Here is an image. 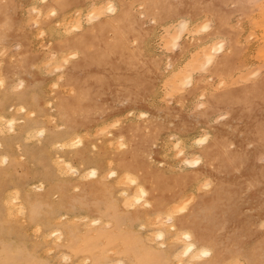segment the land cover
Wrapping results in <instances>:
<instances>
[{
	"label": "rangeland",
	"instance_id": "1",
	"mask_svg": "<svg viewBox=\"0 0 264 264\" xmlns=\"http://www.w3.org/2000/svg\"><path fill=\"white\" fill-rule=\"evenodd\" d=\"M49 1L0 0V110L17 119L14 126L0 120V264H192L187 248H180L185 242L171 232L169 218L202 196L214 212L222 203L243 202L234 213L242 212L244 219L232 227L240 229L248 219L260 233H245L241 244L230 245L222 235L215 236L228 260L232 251L246 256L264 237V150L255 153L256 141L250 136L257 125L264 129V0H70L75 7L70 13L108 2L92 7L89 16L95 21L87 16L90 10L85 12L83 19L90 24L83 20L81 31L74 32L79 18L66 27L73 37L88 33L84 46L93 44L87 47L94 57L90 74L80 68L76 86L69 85L70 75H76L71 62L80 66L83 56L76 49L80 59L63 57L55 70L61 42L52 40L65 39L67 29L60 20L64 13ZM3 5L16 10L7 13ZM124 7H131L130 16L138 22L134 34L114 22L118 35H97L95 26L115 20ZM149 9L165 12L156 18ZM100 11L104 15H98ZM175 17L181 19L167 30L165 25ZM10 36L4 44L1 37ZM114 36L117 45L110 43ZM214 37L220 38L215 49L202 48L190 62L196 47ZM226 62L233 69L220 71ZM113 63L119 68L110 74ZM10 65L22 73L13 76L12 88L4 73ZM123 72L131 78L126 84L141 91L140 100L113 90L95 92L90 84L91 78ZM19 75L27 82L26 91L17 93ZM250 85L262 91H249ZM233 89L236 104L239 96H246L239 108L227 102L212 108L218 96L225 92L227 97ZM61 98L74 123L62 116L57 103ZM246 119L252 127L243 124ZM28 124L33 133H21ZM74 131L75 137L62 146L46 145L53 134ZM217 131L226 142L220 147ZM60 154H66L75 169L64 165ZM94 164L99 171L91 176L88 170ZM114 164L121 166L117 175H111ZM141 179L153 188L147 196L137 190ZM218 183L223 186L219 202L207 198ZM90 186L92 197L84 199ZM14 207L27 211L21 214ZM208 233L216 232L211 228ZM66 250L72 253L70 259ZM225 264L246 262L233 259Z\"/></svg>",
	"mask_w": 264,
	"mask_h": 264
},
{
	"label": "bare ground",
	"instance_id": "2",
	"mask_svg": "<svg viewBox=\"0 0 264 264\" xmlns=\"http://www.w3.org/2000/svg\"><path fill=\"white\" fill-rule=\"evenodd\" d=\"M68 1H70V0H50L49 2V5H56L58 8H59V10L61 11L60 13H64V15L63 14H61V15H63V17L62 18H60V20L62 19L63 21H65V28L68 26V25H71L70 27H72L74 24H72V23H74V22H76V21H78L79 19H81V20H79L78 22H80L78 25H76L75 27H76V30H74V32L75 31H81L82 29L81 28H83L82 26L83 25H85L83 22L84 21H86V24L88 25V24H90V21L92 22V20L91 19H93V18H91L93 15H91V16H89V14L91 13V11H92V7H94V6H97L98 4H106V2L104 3V2H102V3H94L93 2V4L91 3L90 5V9H87V10H83V9H80V8H78V9H75L74 10V12L73 13H70L71 11H72V9L73 8H75L74 7V4H71V3H69ZM99 1V0H98ZM75 3V2H74ZM107 4H108V2H107ZM123 5V4H122ZM114 7H116V6H114ZM61 8V9H60ZM123 8V7H122ZM149 8V7H148ZM165 8H166V6H165ZM49 9V8H48ZM113 9H115V8H113ZM130 9H131V7H128V8H125L124 7V9H121L122 11L120 12L121 13V15L120 16H118L115 20L113 19L112 21H102V22H100V24L99 25H96L95 26V28H94V31L96 32V34L97 35H99V34H103V33H105V32H109L110 33V31L111 32H114V34L116 35H118V33L116 32V29L115 28H113V23L114 22H119L122 26H123V29H124V27H126L125 29L126 30H129V32H130V30L133 32V34H134V31H135V29H136V26L138 25V22L136 21V20H132V18H131V16H130ZM162 9V8H161ZM80 10H82L81 12H78V11H80ZM90 10V11H89ZM116 10V9H115ZM114 10V11H115ZM156 9H154V11H155ZM165 10V9H164ZM89 11V13H88V15L85 13V12H88ZM54 12V11H53ZM164 12L165 11H162V10H160L158 13H154L153 12V9H149L148 10V14L150 15V14H153L156 18L158 17V18H160L161 17V15H163L164 14ZM100 13H102V15H104V11H100L99 13H98V15H100ZM83 15H87L88 16V18H89V20L88 19H83ZM96 15V14H95ZM114 15V14H113ZM116 15V14H115ZM114 15V16H115ZM152 15V16H153ZM151 16V17H152ZM94 17V16H93ZM97 17V16H96ZM101 17V16H100ZM79 18V19H78ZM87 18V17H86ZM179 17H175L173 20H170L171 22L169 23V24H167V25H165V26H167V27H169L167 30H170V28H172V27H170V26H172V24H174V23H176V22H178L181 18H179ZM99 19V18H98ZM84 20V21H83ZM94 20V19H93ZM95 21V20H94ZM88 22V23H87ZM99 22V21H98ZM83 24V25H82ZM116 25H117V23H115ZM140 24V23H139ZM119 25V24H118ZM117 25V26H118ZM81 26V27H80ZM140 26V25H139ZM70 27H68V28H66L67 30L64 32L65 34H66V37H65V39H62V40H64L63 42H62V45L60 46V49H61V51L66 55H64V56H62V57H65V60H67V59H72V58H75V57H78L79 55L77 54L78 53V51H80L81 53H82V61L80 62V67L79 68H81L82 70H84L85 72H87L88 73V75L90 74L89 73V67H91V65H90V63H92V61H91V59L92 58H94L93 56H92V53H91V51L89 50V49H87V47H89V46H91V45H93L92 43L91 44H89V42H88V45H87V47L86 46H84V44L88 41V39H89V34L88 33H85V34H80V35H78V36H75V37H73V36H70L69 34L70 33H72V30H70L69 28ZM78 27H80V28H78ZM107 27H111L112 29H110V30H107L106 28ZM121 26L119 25V27L118 28H120ZM74 28V27H73ZM128 28V29H127ZM131 28V29H130ZM69 29V30H68ZM121 29V28H120ZM123 29H121V30H123ZM124 29V30H125ZM65 30V29H64ZM125 30V31H126ZM134 30V31H133ZM69 31H71V32H69ZM93 31V32H94ZM125 31H121L122 33H124ZM92 32V31H91ZM131 32V33H132ZM140 32V31H139ZM172 32V31H171ZM126 33H128V32H126ZM125 33V34H126ZM129 34V33H128ZM167 34H169V35H167V36H170L172 33H170V32H168ZM104 35V34H103ZM144 35V34H143ZM216 36H218V35H216ZM211 37V36H210ZM140 38H142V36L140 37ZM97 39H98V36H97ZM143 39V38H142ZM112 40V39H111ZM218 40H220V38H212L211 40H209V41H207V42H204V43H200V45H199V47H196V50H195V52L192 54V55H190V57L188 58L189 60H190V62H191V60L194 58V56H196L200 51L202 52L203 51V49L202 48H204V51H206V50H209L210 48L209 47H213L214 48V44H217L219 41ZM117 41H119L118 40V38L117 37H115L114 36V38H113V41H111L110 43H112V42H114L112 45H117ZM139 47V46H138ZM216 47V46H215ZM140 48V47H139ZM206 48V49H205ZM76 49H78V51L76 50ZM199 49V50H198ZM215 49V48H214ZM73 50H76V51H73ZM137 50H138V48H137ZM94 51V50H93ZM193 51V50H192ZM62 53V54H63ZM93 53H95V52H93ZM196 53V54H195ZM229 53H231V52H229ZM69 55H71V57L72 58H68V56ZM78 55V56H77ZM187 55V54H186ZM185 55V56H186ZM192 56V57H191ZM67 57V58H66ZM79 58V57H78ZM98 58H100V57H98ZM103 58V57H102ZM80 59V58H79ZM73 60V59H72ZM189 60L187 61V62H185L186 64H184V68H186V66H188L190 63H189ZM76 61H77V59H76ZM76 61H74V62H76ZM102 61V60H101ZM101 61L100 62H97L99 65H101ZM222 61V60H221ZM231 61V60H230ZM223 62V61H222ZM225 62V61H224ZM105 63V62H104ZM71 65H73L74 67L73 68H75V66H76V69H74V71H76L78 68H77V66H79L78 65V63L76 62V63H72L71 62ZM102 66V65H101ZM100 66V67H101ZM217 68H216V70H219V67L218 66H216ZM231 68L232 66H230L227 62L226 63H223L222 64V67H220V71L222 70V71H224V70H226L227 68ZM103 68V67H102ZM111 69V68H110ZM232 69H233V67H232ZM216 72V71H215ZM92 74V73H91ZM93 75V74H92ZM91 75V76H92ZM70 77H71V83L73 84V82H74V78H73V75H70ZM103 77V76H102ZM97 78H99V80H97V81H94L92 78V80H93V83H92V80L90 79V84H94V83H97V84H101V86H103V84H105L106 83V79H105V77L104 78H101L100 79V77H97ZM75 83H76V81H75ZM261 83V82H260ZM260 83H258V84H260ZM262 83H264V80L262 81ZM261 83V84H262ZM190 84H191V82H190ZM257 84V85H258ZM256 85V86H257ZM213 85H211V87H212ZM251 86V85H250ZM253 86L254 85H252L251 86V89H249V87H248V89H249V91H254V89L256 88H253ZM260 86V85H259ZM228 87V86H227ZM261 87L264 89V86H262L261 85ZM260 87V88H261ZM260 88H256V90L258 89V91H259V89ZM228 90V89H227ZM242 90V89H241ZM244 90V89H243ZM233 91H234V89L231 91L232 93H230L227 97L226 96H224L225 95V92H224V90L222 91V92H224L223 94V96H222V94L220 95V94H218V95H220V96H222V98H219V96H218V99H215L212 103H211V105L212 104H217L219 107H220V105L221 104H226V102H227V104L229 103V104H232V103H234L233 104V106L236 104V98L234 97V95L232 96V94H233ZM236 91V90H235ZM239 91H240V89H239ZM260 91H262L261 89H260ZM221 92V93H222ZM226 92H229V90L228 91H226ZM236 92H238V91H236ZM248 92V91H247ZM91 93V90H89V94ZM255 93V92H254ZM228 94V93H227ZM226 94V95H227ZM239 94V93H238ZM237 94V95H238ZM124 95H130L131 97H134L135 98V100H140L141 99V97H142V94H141V92H128V93H125ZM201 95V94H200ZM240 95H247V94H243L242 92H241V94ZM249 95H251V93L250 94H248V100L250 101L251 99H249V98H251L252 97V95L249 97ZM217 96V95H216ZM243 96V97H244ZM254 96V95H253ZM64 97V96H63ZM238 97V96H237ZM255 97H256V95H255ZM89 98H91V100L93 99V97H92V93L90 94V96H89ZM205 98V97H204ZM239 98V100H237L238 101V104H242V102H240V96L238 97ZM246 98V96L244 97V98H241V100L242 99H245ZM247 99H246V101H248ZM242 101H244V100H242ZM15 102V101H14ZM240 102V103H239ZM15 103H17L18 104V101L17 102H15ZM58 104H59V106H60V108H61V113H62V116L65 118V119H67V121H70V123H74V122H71V120H70V114H69V111H68V109H67V107H66V103L64 102V100H63V98H61L60 99V101H58L57 102ZM238 104H236V107H238L239 108V106H237ZM244 104H246V103H244ZM37 106V105H36ZM242 106V105H241ZM16 107H17V105H16ZM18 107H19V109L20 110H22V111H27L28 109H27V106H26V104H24V103H19L18 104ZM215 107V106H214ZM217 107V106H216ZM235 107V109H237ZM212 108H213V105H212ZM217 109H218V107H217ZM242 109V108H241ZM243 110H245V108L243 109ZM29 111V110H28ZM34 111V110H33ZM35 112V111H34ZM210 112H211V110H210ZM236 113H239V112H237V110L235 111ZM234 112V113H235ZM240 112H242L241 110H240ZM245 111H243V113H244ZM235 113V114H236ZM246 113V112H245ZM244 113V114H245ZM240 115H242V114H240ZM236 117H240L241 118V116H238L237 114H236ZM244 117H246V116H244ZM69 118V119H68ZM239 118V119H240ZM247 118H249V117H247ZM236 119V118H235ZM0 120L1 121H4L5 123H7V122H9V121H11V123H10V125H12V126H14L17 122V119L16 118H13V119H10V117H7L6 115H5V113L3 112V111H1L0 110ZM243 120V119H242ZM74 121V120H73ZM237 121H241V120H237ZM251 120H248L247 121V119L245 120V122L243 123L244 125H246V124H250L251 122H250ZM4 124H2V126H3ZM253 125V124H252ZM1 126V125H0ZM246 127V126H245ZM248 128H249V125L247 126ZM246 127V128H247ZM250 127H252L251 126V124H250ZM263 128V127H262ZM260 126H258L257 125V127L255 128V129H253V128H251V129H253V131H252V133H251V135L250 136H252L251 137V139L253 138V140H254V142L256 143V147H257V149L255 150V153H258L259 151H262V149L264 150V129H262ZM21 129V133H22V131H25L26 133L25 134H30V133H33V129L34 128H31L30 127V124H28V125H26V126H24L23 125V127H21L20 128ZM242 129H244V128H242ZM3 130H5V129H3ZM245 130H249V129H245ZM35 131V130H34ZM251 132V131H250ZM217 134H218V136H217V141H216V146L217 147H220V146H222V144L223 145H225V140H223L222 139V136H219L220 135V133H221V131H217L216 132ZM65 133L63 132V135L62 134H53L52 136H50V139L48 140V142L46 143V145H48V146H57V147H59V146H62L63 144H64V142L67 140V139H73V137H75V134H76V131H74V132H72L71 134H65ZM249 134V133H248ZM18 137L19 138H21L22 136H20V135H18ZM215 137H216V135H215ZM224 137V136H223ZM250 138V137H249ZM213 145V144H212ZM211 145V146H212ZM214 146V145H213ZM206 147V146H205ZM215 147V146H214ZM242 147V146H241ZM208 148V147H207ZM210 148V147H209ZM212 148V147H211ZM210 148V149H211ZM216 148V147H215ZM242 148H244V147H242ZM215 150V149H214ZM214 150H213V153H214ZM243 151L245 150V149H242ZM210 152H211V150H210ZM212 153V152H211ZM205 154V153H204ZM203 153H202V155H204ZM209 156L211 155V154H208ZM58 156V155H57ZM60 157H61V159L62 158H64V159H62L63 161H64V165H67L68 167H70V168H73V169H75V167L73 166V164L70 162V161H68V160H66L65 159V157H66V154H60L59 155ZM207 156V155H206ZM208 157V156H207ZM211 157V156H210ZM60 160V159H59ZM89 163L90 164H93V163H95V159H94V161L93 162H90L89 161ZM118 163H120V162H118ZM90 165H88V166H86V167H84L85 169H87L88 167H89ZM121 169V166H119V165H116V164H114V166H112L111 167V175H117V171L118 170H120ZM81 171V170H80ZM89 174H91V176H95L97 173H98V171H99V166H96L95 164L94 165H91V167H89ZM104 173H106L105 171H104ZM91 184V183H90ZM89 184V185H90ZM14 189V188H13ZM17 189H19V188H17ZM88 189V188H87ZM152 187H149L142 179L139 181V183H138V187H137V190H139V192L143 195V196H147V192L149 193V192H151L152 191ZM21 189H19V190H16V191H18V193H19V196H20V200H21V191H20ZM15 191V190H14ZM16 191H15V193H16ZM92 191H93V188H92V186H90V189H88V190H86L84 193H83V197H84V199H90L92 196ZM17 193V194H18ZM158 193V192H157ZM16 194V195H17ZM160 195H161V192L159 193ZM13 196H14V192H13ZM151 196H153V194H151L150 195V197H149V200H151ZM223 196V186H222V184L221 183H218V184H215L214 185V187L210 190V192H209V194H208V196H207V198H209L210 200H218V202L220 201V200H222V197ZM16 197V196H15ZM199 197H200V195H199ZM201 198V199H200ZM200 198H197V200L198 199H200L196 204H192L193 206H191V203L187 206V207H185V208H181L182 210L179 212V213H173L174 215H172L170 218H169V222L171 223V232L173 233V235H175V236H178L179 238H181V241L182 242H185V245H183V246H181L180 248L182 249L183 247H186L187 248V251H186V255L187 254H190L192 257V259H191V261H192V264H209V263H211V262H213L212 264H225L226 263V261H232L233 259H245V261L247 262V264H264V237L261 239V240H259L260 241V243L258 244L257 243V245H255L254 247H251L250 248V251H249V253H247V255L246 256H242V252H240V250H237V252L236 251H232L231 253H229V256L230 255H232L230 258H229V260L226 258V256L224 255V253L222 252L223 250V248H224V245H221V243L219 244V242H218V238L215 236V235H222L225 239H226V241H227V243L230 245L231 243L232 244H235L236 242L238 243V242H240V244H241V242H242V238H241V235H243V234H245V233H251V234H255V235H258V234H256V233H260V231L258 230V228H254L253 226H252V224L251 223H246L247 221L246 220H248V219H246L245 221H244V223H243V226L239 229V228H235V227H232V226H234V225H236V224H239L240 223V221H241V219H244L243 217H242V212H238V213H234V211H235V208H236V206L238 205V207L239 208H241V207H243V205L241 204V203H243V202H240V203H237L236 204V202L234 201L233 203H231V202H229V203H222L221 205H218L219 207V209L216 211V212H214L212 209H209V208H207L206 206H205V204H204V202H205V198H206V196L205 197H200ZM228 198V197H227ZM14 199V198H13ZM139 199V198H138ZM143 198H141L140 199V201L142 200ZM10 200H12V198L10 197ZM9 200V201H10ZM229 200V199H228ZM23 201V200H22ZM22 201H20L21 203H22ZM12 202V201H11ZM24 203H26V204H28V206H29V202H28V200H26V198H25V201H23ZM211 202V201H210ZM218 202H216V203H218ZM226 202H228V201H226ZM17 203H18V201H17ZM21 203H18V205H20ZM24 203H22L21 205H23L24 206ZM12 204H14V202L12 203ZM231 204H233V205H231ZM247 205L249 204V203H246ZM17 204H15V206H16ZM17 205V206H18ZM27 206V205H26ZM221 206V207H220ZM12 207H13V205H12ZM192 207V208H191ZM213 207H214V205H213ZM15 208V207H14ZM19 207H16L15 209H17L16 211H18V213H20L21 212V214H23L22 213V210L23 209H26V211H27V208L25 207V208H23V209H21V211H19L20 209H18ZM26 213V215H27V212H25ZM215 214H217V216L215 215ZM216 216V217H215ZM248 221H250V220H248ZM246 223V224H245ZM258 226V225H257ZM211 228H213L214 230H215V234H210V233H208L209 232V230L211 229ZM64 232V231H63ZM228 233H230V236H233V237H231V238H228L227 236L229 235ZM231 242V243H230ZM216 246L219 250L221 249V251H219L218 249L215 251L214 250V247L213 246ZM67 252H66V257H68L67 259H70V256H69V253L72 255V253L71 252H69L68 250H66ZM181 251V250H180ZM75 252V251H74ZM182 252V251H181ZM180 252V253H181ZM208 258H212L211 260H213V261H211V262H207L206 261V259H208ZM236 262V261H235ZM106 263V262H105ZM241 263V262H240ZM101 264V263H100ZM118 264H125V262H123V261H118Z\"/></svg>",
	"mask_w": 264,
	"mask_h": 264
},
{
	"label": "crops",
	"instance_id": "3",
	"mask_svg": "<svg viewBox=\"0 0 264 264\" xmlns=\"http://www.w3.org/2000/svg\"><path fill=\"white\" fill-rule=\"evenodd\" d=\"M3 1V0H2ZM3 7V9H5V8H7V10H6V12L7 13H10V14H13L14 12H15V10H16V8L15 7H13V6H11V5H8V6H5V5H3L2 6ZM14 8V9H13ZM14 19V18H13ZM3 22V21H2ZM0 32H1V30H0ZM11 34H13V33H11ZM1 36V35H0ZM12 37L10 36V37H8L6 40H4L2 37H1V40H2V42L5 44V43H9L10 42V39H11ZM47 39H49L50 40V38H47ZM58 41H60L61 42V44L59 45V47H58V52L62 55V56H64V53L61 51V49H60V46L62 45V42L64 41V40H52V43L53 42H58ZM63 53V54H62ZM58 57V54H54V57ZM61 56V58L57 61V63H54V67H55V70H57V71H59L58 69H57V66L59 65V64H61L60 62L62 61L61 59L63 58ZM97 59V58H96ZM99 62V61H98ZM56 65V66H55ZM101 66V65H100ZM80 66H77V70H76V75H75V80H74V82H73V84L72 83H70L69 85H73V86H76L75 85V81H77L79 78H78V76H77V71L80 69L79 68ZM105 68V67H104ZM103 68V69H104ZM111 68L112 69H110L109 68V73L111 74L112 73V70L114 71V70H117L118 68H119V64H117V63H113L112 65H111ZM65 69V67L63 68V69H61V70H64ZM74 69H76V66H75V68H73V70ZM106 69H107V67H106ZM20 71H18V70H16L15 69V66H13V65H10V66H8L7 67V69H6V71L4 72L5 73V76H6V79H7V81H11V82H13L14 81V79H13V76H15L17 73H19ZM68 73H69V70H68ZM19 74H22V73H19ZM20 76V78H19V85L17 86L18 87V92L17 93H19V92H22V91H26V89H25V87H26V82H27V79L26 78H24V77H22V75H19ZM67 77H68V74H67ZM105 79H106V83L103 85V86H101V85H98L97 83H94L93 85H95L94 87H93V90L95 91V92H97V91H105V92H108V91H112V93L114 92V91H116L115 93V95H118L117 94V92L118 93H120L121 95L122 94H125V93H128V92H141L139 89H138V87L136 86V88H134V87H130V86H128L127 84H126V82H129L130 81V79L131 78H129V76L128 75H126L124 72H123V74H120V75H117V76H105ZM112 82H115L116 84V87H112L111 86V83ZM8 84V83H7ZM22 84V85H21ZM14 86V82H13V84H11L9 87H13ZM21 85V86H20ZM103 87V88H102ZM23 88V89H22ZM135 89H137V90H135ZM30 93L32 92L31 90H28ZM27 91V92H28ZM45 102V101H44ZM241 260H245V259H241ZM246 262V261H245ZM246 264H247V262H246Z\"/></svg>",
	"mask_w": 264,
	"mask_h": 264
},
{
	"label": "clouds",
	"instance_id": "4",
	"mask_svg": "<svg viewBox=\"0 0 264 264\" xmlns=\"http://www.w3.org/2000/svg\"><path fill=\"white\" fill-rule=\"evenodd\" d=\"M111 10H112V9L110 8L109 11H111ZM201 143H202V141H201Z\"/></svg>",
	"mask_w": 264,
	"mask_h": 264
}]
</instances>
